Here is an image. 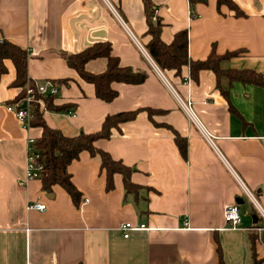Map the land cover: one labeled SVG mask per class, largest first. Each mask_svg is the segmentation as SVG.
<instances>
[{
	"label": "crops",
	"instance_id": "1",
	"mask_svg": "<svg viewBox=\"0 0 264 264\" xmlns=\"http://www.w3.org/2000/svg\"><path fill=\"white\" fill-rule=\"evenodd\" d=\"M233 1L244 15L218 7L216 0L193 7L188 0H151L160 39L168 44L186 30L190 59L237 51L222 68H250L264 76V0ZM147 29L143 0H0V39L26 49L29 80L55 82L54 103L69 104L75 113L44 109L50 127L68 136L92 133L106 115L137 110L109 138L95 142L133 169L136 189L127 192L119 173L107 189L99 159L82 151L68 165L81 192L75 206L61 186L48 193L40 179H25L26 141L41 129L22 126L7 109L19 88L9 86L15 71L6 62L0 78V264H219L218 249L224 264H251L252 240L264 264V217L238 181L264 211V87L222 79L226 99L209 69L196 80L187 66L179 73L161 70L147 51ZM97 42L109 43L121 66L144 74L139 83L113 82L111 101L97 98L93 84L63 56ZM106 64L98 57L85 69L101 73ZM176 97L191 103L214 145ZM147 108L156 112L149 116ZM154 123L169 125L186 141L185 156L173 131ZM32 202L45 209H28ZM231 204L241 216L234 227L223 218ZM123 221L134 225L127 238L118 229Z\"/></svg>",
	"mask_w": 264,
	"mask_h": 264
},
{
	"label": "trees",
	"instance_id": "2",
	"mask_svg": "<svg viewBox=\"0 0 264 264\" xmlns=\"http://www.w3.org/2000/svg\"><path fill=\"white\" fill-rule=\"evenodd\" d=\"M190 6H194L196 2L201 0H188ZM146 10L147 33L151 38L147 44V51L157 66L161 69H173L176 73L180 72L182 66H187L189 75L196 80L198 73L202 69H209L216 76V88L219 89L227 99L228 88L223 87L221 80L225 79L229 84L233 81H241L243 83H251L264 87V76L250 68H222L223 60L230 56L236 55L238 52H228L222 55L211 52L204 60H192L187 53V31H178L170 43H164L160 39L161 23L158 17H153V8L151 0H143ZM217 6L226 5L236 16L244 15L233 0H216ZM68 66L75 69L78 75L86 82L92 83L94 86L95 96L104 101H111L116 96V91L112 88L113 82L139 83L143 80L144 74L134 72L131 68L121 66L116 56L111 53L109 43L97 42L86 47L78 53L63 54ZM27 51L19 45L7 40L0 39V78L7 73V61H10L14 67V78L9 83L10 87L19 88V92L11 101L10 105H14L25 96L26 86L29 83L34 85L27 76ZM103 57L106 59V69L101 73H92L85 69V64L91 59ZM64 81V80H63ZM66 83V80L64 81ZM36 98L41 99L43 105L34 101L30 106L31 118L29 127H37L41 129L38 137L33 138V151L38 153L36 162L42 165L38 179L41 181L42 189L51 192L53 185L61 186L70 196L73 204L79 206L81 192L75 187L71 180V174L68 171V165L79 157L82 151H87L90 156L97 157L100 161L101 170L105 173L106 188L113 187V175L119 173L122 177L125 190L133 191L136 185L130 180L133 169L125 165L120 160L112 158L105 150L97 147L95 142L99 139H107L111 135L112 128H118L122 122L132 120L137 110L123 111L106 115L101 123L98 131L92 133H79L78 135H65L60 129L50 127L44 120L43 110L73 112L69 104H55L54 99L57 94L43 95L36 92ZM148 115L151 116L154 110L146 109ZM155 125L166 126L174 133V139L180 153L186 154V141L177 134L167 124L154 123ZM254 241L252 240L251 252L252 263L259 264V260L255 256ZM219 264H224L221 253L218 249Z\"/></svg>",
	"mask_w": 264,
	"mask_h": 264
},
{
	"label": "built area",
	"instance_id": "3",
	"mask_svg": "<svg viewBox=\"0 0 264 264\" xmlns=\"http://www.w3.org/2000/svg\"><path fill=\"white\" fill-rule=\"evenodd\" d=\"M141 51L143 54L147 57L148 54L145 52L144 49L141 48ZM59 91L58 85L53 81H45L43 83L32 85V83L27 84L26 90H25V96L20 99L17 103L14 105H7V109L9 111H12L16 118L20 121L21 125L24 127H29V120L31 118V110L30 106L34 101H37L40 105H42V101L39 98H36V92H39L43 95H54L57 94ZM178 99V103L181 107V109L185 112V114L190 119L191 123L195 125L205 136L207 141L214 145L212 136L205 131L203 125L201 122L196 118L194 111L191 107V103L189 101H183L179 97H176ZM24 105V106H23ZM70 115H75L74 112H70ZM33 138H30L26 141V158H25V170H24V176L25 179H32V178H38L41 172L42 165L36 162V159L38 158V153L36 151H33ZM238 179V178H237ZM245 195L252 201L253 205L257 209V211L263 215L264 217V211L258 206V203L252 193L248 190V188L241 182L240 179H238ZM28 209H36L39 211H43L45 209V204L41 202H32L27 205ZM223 218L224 221L228 224L230 227H234L240 224L241 222V216L239 213V207L237 204H231L225 206L223 210ZM139 228H144L145 224H140L138 226ZM118 229L122 232V236L124 238H127L129 236V232L134 229V225L129 221H123L119 223Z\"/></svg>",
	"mask_w": 264,
	"mask_h": 264
},
{
	"label": "water",
	"instance_id": "4",
	"mask_svg": "<svg viewBox=\"0 0 264 264\" xmlns=\"http://www.w3.org/2000/svg\"><path fill=\"white\" fill-rule=\"evenodd\" d=\"M24 106V105H23Z\"/></svg>",
	"mask_w": 264,
	"mask_h": 264
}]
</instances>
